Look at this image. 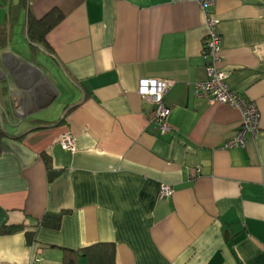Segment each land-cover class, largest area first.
Wrapping results in <instances>:
<instances>
[{
	"label": "crops",
	"instance_id": "0c3cea01",
	"mask_svg": "<svg viewBox=\"0 0 264 264\" xmlns=\"http://www.w3.org/2000/svg\"><path fill=\"white\" fill-rule=\"evenodd\" d=\"M18 9L23 41L13 37L15 12L0 24V225L22 228L0 236V264H61L63 248L97 242L114 244L115 264H264V0L205 10L193 1L20 0ZM53 9L62 17L44 45L30 40L26 19ZM208 17L227 87L259 112L244 147H223L240 111L195 92L207 76ZM142 79L169 82L164 135L138 93ZM58 97L61 112L45 116ZM65 131L73 152L59 144ZM162 185L171 196L159 195ZM47 212H63L57 229L40 224Z\"/></svg>",
	"mask_w": 264,
	"mask_h": 264
},
{
	"label": "built area",
	"instance_id": "2783aa9c",
	"mask_svg": "<svg viewBox=\"0 0 264 264\" xmlns=\"http://www.w3.org/2000/svg\"><path fill=\"white\" fill-rule=\"evenodd\" d=\"M174 2H196L201 9L205 10L212 6L215 0H172ZM217 20L212 17L206 19L207 37L202 45L201 53L208 60L206 63V79L195 83L196 94L205 97L210 102L226 104L240 111V123L235 134L227 139L223 147H244L247 135L254 136L259 127V112L257 106L244 99L240 94L230 90L226 85L227 72L220 68L221 38L217 32ZM169 87V82L158 79H142L139 82L138 93L141 97L154 105L153 120L155 133L164 135L171 129L168 122L170 109L164 104L163 96ZM59 144L62 149L73 152L75 150L74 138L70 131L61 134ZM159 195L169 197L172 188L162 185Z\"/></svg>",
	"mask_w": 264,
	"mask_h": 264
},
{
	"label": "trees",
	"instance_id": "16d2710c",
	"mask_svg": "<svg viewBox=\"0 0 264 264\" xmlns=\"http://www.w3.org/2000/svg\"><path fill=\"white\" fill-rule=\"evenodd\" d=\"M62 17V14L55 9L45 14L40 20L26 19L27 28L30 29V40H35L37 43L44 45L46 32L53 27ZM43 158L47 168L48 179H52L56 174L50 168L49 156L43 153ZM63 212H47L42 217L40 224L51 229H57L60 225V220ZM22 225H0V236L12 234L20 230ZM28 241L34 240V232L26 231ZM80 256H85L90 264H115L114 244L112 242H97L81 249L63 248L61 264H77V259Z\"/></svg>",
	"mask_w": 264,
	"mask_h": 264
},
{
	"label": "rangeland",
	"instance_id": "374dc122",
	"mask_svg": "<svg viewBox=\"0 0 264 264\" xmlns=\"http://www.w3.org/2000/svg\"><path fill=\"white\" fill-rule=\"evenodd\" d=\"M20 5V0H0V24L2 22H5L7 20L6 18L12 15V12H15L17 14L15 24L13 26L14 29V40H19L23 41L24 40V35L20 32L21 31V26L23 23V18H24V11L21 9L17 10V7ZM15 10V11H14ZM9 24V19L6 24ZM65 101L62 100V97H58L52 104L49 106V108L44 111L45 116L51 118L53 117L56 112L58 111L59 113L63 109V106L65 105ZM60 117H58L59 119Z\"/></svg>",
	"mask_w": 264,
	"mask_h": 264
}]
</instances>
